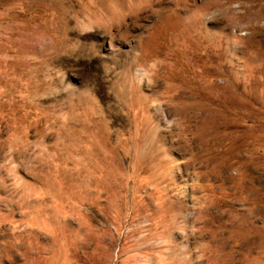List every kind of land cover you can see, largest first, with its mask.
Instances as JSON below:
<instances>
[{"label": "rangeland", "instance_id": "1", "mask_svg": "<svg viewBox=\"0 0 264 264\" xmlns=\"http://www.w3.org/2000/svg\"><path fill=\"white\" fill-rule=\"evenodd\" d=\"M0 264H264V0H0Z\"/></svg>", "mask_w": 264, "mask_h": 264}]
</instances>
